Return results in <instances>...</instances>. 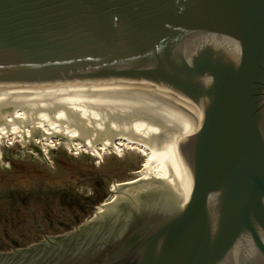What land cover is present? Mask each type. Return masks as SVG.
I'll use <instances>...</instances> for the list:
<instances>
[{"label":"water","instance_id":"95a60500","mask_svg":"<svg viewBox=\"0 0 264 264\" xmlns=\"http://www.w3.org/2000/svg\"><path fill=\"white\" fill-rule=\"evenodd\" d=\"M146 84L189 113L191 175L0 264H264V0H0V84Z\"/></svg>","mask_w":264,"mask_h":264},{"label":"bare ground","instance_id":"6f19581e","mask_svg":"<svg viewBox=\"0 0 264 264\" xmlns=\"http://www.w3.org/2000/svg\"><path fill=\"white\" fill-rule=\"evenodd\" d=\"M188 120L189 113L142 83L106 79L0 84V139L21 141L39 154L54 139L99 157L109 150L120 154L123 142L146 152L136 171L139 177L113 185L112 190L125 197L142 191L131 188L159 186L185 202L192 180L179 143ZM125 189L128 193L122 192ZM113 202L101 204L99 213Z\"/></svg>","mask_w":264,"mask_h":264},{"label":"rangeland","instance_id":"374dc122","mask_svg":"<svg viewBox=\"0 0 264 264\" xmlns=\"http://www.w3.org/2000/svg\"><path fill=\"white\" fill-rule=\"evenodd\" d=\"M123 143L120 154L109 150L99 157L85 148L73 150L59 139L45 143L41 154L21 141L0 139V251L43 239L36 224L47 235L61 234L72 229L73 223L92 218L101 204L124 201L113 185L138 178L136 171L147 153ZM144 188L148 186L131 189ZM9 207L18 212L11 213Z\"/></svg>","mask_w":264,"mask_h":264},{"label":"flooded vegetation","instance_id":"af4514ba","mask_svg":"<svg viewBox=\"0 0 264 264\" xmlns=\"http://www.w3.org/2000/svg\"><path fill=\"white\" fill-rule=\"evenodd\" d=\"M100 211V210H99ZM99 211L97 212V213H99ZM35 219V223H37V220H36V218H34ZM70 220H72V219H70ZM74 221V220H73ZM81 224V223H80ZM77 224H75V223H73V228H74V226H76ZM72 228V229H73ZM35 229L36 230H38V231H41V232H44L45 231V228H43V226H40V225H38V224H36L35 225ZM72 229H70V228H67V229H65V230H63V231H70V230H72Z\"/></svg>","mask_w":264,"mask_h":264},{"label":"trees","instance_id":"16d2710c","mask_svg":"<svg viewBox=\"0 0 264 264\" xmlns=\"http://www.w3.org/2000/svg\"><path fill=\"white\" fill-rule=\"evenodd\" d=\"M24 192H26V191H24ZM29 193V192H28ZM27 193V194H28ZM24 200V199H23ZM14 203V202H13ZM25 203V202H24ZM12 204V203H11ZM26 204V203H25ZM20 205V204H19ZM9 206H12V205H9ZM20 207H22L23 208V206H22V204L20 205ZM7 209H10V210H12V212L11 213H17L18 212V209L17 210H14V208H12V207H9V208H7ZM14 210V211H13Z\"/></svg>","mask_w":264,"mask_h":264}]
</instances>
